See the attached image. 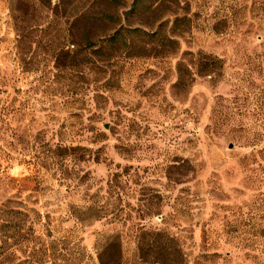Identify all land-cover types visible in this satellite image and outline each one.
<instances>
[{"label": "rangeland", "instance_id": "obj_1", "mask_svg": "<svg viewBox=\"0 0 264 264\" xmlns=\"http://www.w3.org/2000/svg\"><path fill=\"white\" fill-rule=\"evenodd\" d=\"M133 2L0 0V264H264V0ZM92 10L176 49L56 69Z\"/></svg>", "mask_w": 264, "mask_h": 264}, {"label": "trees", "instance_id": "obj_2", "mask_svg": "<svg viewBox=\"0 0 264 264\" xmlns=\"http://www.w3.org/2000/svg\"><path fill=\"white\" fill-rule=\"evenodd\" d=\"M41 1V0H39ZM52 1V0H51ZM67 0H56V4L52 11L54 15H57V11L65 5ZM144 0H134L132 8L128 13L137 11L141 5L143 6ZM154 4V3H152ZM147 5L146 10L155 11L153 5ZM77 21L85 19V28L83 31L82 43L77 40L68 41L69 43L63 44L61 47L55 49V67L64 68L67 66L77 65L80 61L87 60V62L94 65L102 62L104 57H116V52L123 50L127 57L140 55L143 52L144 55H150V50H155L159 54L160 52L172 53L176 49L177 41L166 33H162L161 30L147 31L139 27H124L119 22L120 17L112 15L107 11H90L83 12L80 15H76ZM17 20V19H16ZM19 20V19H18ZM17 38L18 43L21 44L23 38L22 28L17 24ZM75 33H69L73 36ZM138 41L143 45L138 46ZM21 53L23 48L20 45ZM139 50V51H138ZM143 55V54H141ZM220 59L207 54H199L197 58L199 72L201 74H211L216 72V67L219 65ZM182 63H179L178 69L181 75ZM190 73V69L186 70ZM183 84V77H180L177 85ZM178 249L169 251L164 247H161L158 251V256L162 258L163 264H183L179 259L180 253ZM106 256V257H105ZM101 264H121L120 249H118V243L111 242L100 253ZM179 259V260H178Z\"/></svg>", "mask_w": 264, "mask_h": 264}]
</instances>
